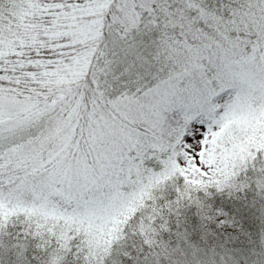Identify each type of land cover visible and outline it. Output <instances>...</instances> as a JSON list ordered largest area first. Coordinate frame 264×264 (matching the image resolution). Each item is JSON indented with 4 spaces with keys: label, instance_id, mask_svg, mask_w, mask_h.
I'll return each instance as SVG.
<instances>
[{
    "label": "snow or ice",
    "instance_id": "snow-or-ice-1",
    "mask_svg": "<svg viewBox=\"0 0 264 264\" xmlns=\"http://www.w3.org/2000/svg\"><path fill=\"white\" fill-rule=\"evenodd\" d=\"M257 211L264 0H0V264H264Z\"/></svg>",
    "mask_w": 264,
    "mask_h": 264
},
{
    "label": "trees",
    "instance_id": "trees-1",
    "mask_svg": "<svg viewBox=\"0 0 264 264\" xmlns=\"http://www.w3.org/2000/svg\"><path fill=\"white\" fill-rule=\"evenodd\" d=\"M216 197H219L222 200L225 201H232L236 200L239 201L243 199L242 197L230 193H216ZM215 198V197H213ZM245 207L251 208L252 205L246 204ZM216 211L220 212L222 215L226 218V224L225 227H231L234 231L231 233H222L221 236L223 237L220 247L224 248L230 243H234L240 239V236L237 235L239 233L240 235L249 237V242H251V237L253 235L252 228L246 227V218L242 215H238L240 212L239 208H234L233 212L229 213L225 208L221 207L219 209H216ZM252 221H255V227L257 231L264 235V212L257 211L255 215H252L247 219L248 223H251ZM209 234L211 233V230H208ZM219 239V237H218Z\"/></svg>",
    "mask_w": 264,
    "mask_h": 264
}]
</instances>
